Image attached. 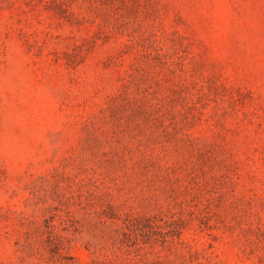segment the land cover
Here are the masks:
<instances>
[{"label":"rangeland","instance_id":"obj_1","mask_svg":"<svg viewBox=\"0 0 264 264\" xmlns=\"http://www.w3.org/2000/svg\"><path fill=\"white\" fill-rule=\"evenodd\" d=\"M0 264H264V0H0Z\"/></svg>","mask_w":264,"mask_h":264}]
</instances>
